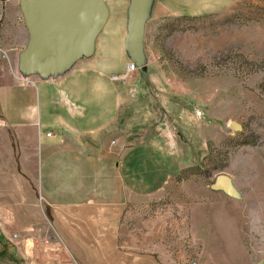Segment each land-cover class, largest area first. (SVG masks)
<instances>
[{"label":"rangeland","instance_id":"rangeland-1","mask_svg":"<svg viewBox=\"0 0 264 264\" xmlns=\"http://www.w3.org/2000/svg\"><path fill=\"white\" fill-rule=\"evenodd\" d=\"M160 1L152 2L143 20L144 67L135 66L123 79L109 78L122 74L124 64L132 61L123 46L128 0H104L108 15L93 50L74 60L85 57L84 66H94V75L99 71L100 83L108 89L99 93L103 104L112 106L116 87L117 116L101 132L106 144L114 137L122 149L161 135L181 134L184 140L179 144L185 155L180 172L159 190L129 196L119 223L136 238L149 221L159 226L168 257L158 264H264V0ZM199 11L207 14L189 16ZM230 120L240 129L232 128ZM218 172L227 175L235 195L209 188ZM0 175V184H6V174ZM33 186L37 198L30 205L21 202L20 188L0 186V264H91L99 258L93 233L85 223L80 232L70 217L78 207L44 204ZM221 203L237 220L238 253L235 238L228 240L225 232L221 239L219 230L216 236L205 230L200 240L191 233L189 208L205 205L210 210L211 204ZM102 227V234H109L110 225ZM102 242L108 243L103 249L113 263L125 260L124 253L135 244L119 232ZM134 246L138 253L156 255L148 245Z\"/></svg>","mask_w":264,"mask_h":264},{"label":"crops","instance_id":"crops-1","mask_svg":"<svg viewBox=\"0 0 264 264\" xmlns=\"http://www.w3.org/2000/svg\"><path fill=\"white\" fill-rule=\"evenodd\" d=\"M154 4L162 3L153 0L152 6ZM205 12L189 16L206 15ZM19 15L14 0H0V174H6L3 179L6 184L0 186L15 191L20 188L21 202L30 205L36 203L37 198L34 183L44 204L78 207H74L76 210L70 217H75L80 232L87 228L93 233L99 247L100 257L91 264H122L124 261V264H158L157 261L168 257L161 243L159 226L149 221V226L145 224L146 231L136 238L125 232L119 223V214L129 196L159 190L166 180L180 172L181 163L185 161L179 145H184L181 134L170 139L161 135L154 141L133 142L125 149L121 148L118 137H114L110 145L106 144L101 132L109 129L108 124L117 116L116 87L112 106L103 104L99 93H106L108 89L100 83L99 71L94 75V66H84L85 57L74 61L67 71L56 77L22 74L18 70V53L26 45L28 32ZM115 123L117 125V119ZM204 206V209L194 205L189 208L192 235L200 240L205 230L213 236L219 230L222 234L218 233V238L225 232L228 240L235 238L238 253L239 227L235 215L232 219L224 203L211 204L210 210ZM200 210L207 212L201 214ZM217 212L220 217L215 219ZM103 223L110 225L107 235L102 234ZM233 231H236L234 235ZM117 232L126 241L148 245L156 255L138 253V247L132 243L130 251L124 253L125 260L111 262L103 249L108 243L102 239L112 241ZM114 246L111 243V247ZM233 248L229 252L234 255ZM203 252L213 254L206 248ZM221 253L227 255L224 249Z\"/></svg>","mask_w":264,"mask_h":264},{"label":"water","instance_id":"water-1","mask_svg":"<svg viewBox=\"0 0 264 264\" xmlns=\"http://www.w3.org/2000/svg\"><path fill=\"white\" fill-rule=\"evenodd\" d=\"M153 0H128L126 5L125 53L141 69L143 20ZM22 22L27 28L25 47L18 53V70L27 75L36 73L41 78L56 77L78 57L93 50L94 37L105 21L108 11L104 0H19ZM234 129L238 122L230 120ZM235 195L228 177L218 172L209 184ZM255 264H262L261 260Z\"/></svg>","mask_w":264,"mask_h":264},{"label":"built area","instance_id":"built-area-1","mask_svg":"<svg viewBox=\"0 0 264 264\" xmlns=\"http://www.w3.org/2000/svg\"><path fill=\"white\" fill-rule=\"evenodd\" d=\"M135 65L132 61H127L125 64H124V72L122 74H110L109 75V78L110 79H123L126 77L127 74L131 73L133 70H135ZM188 264H193V260H190V262H188Z\"/></svg>","mask_w":264,"mask_h":264}]
</instances>
